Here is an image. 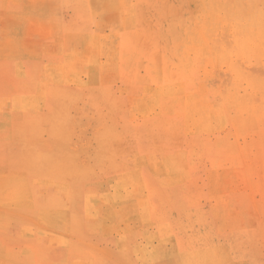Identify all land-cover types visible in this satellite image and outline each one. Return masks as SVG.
Wrapping results in <instances>:
<instances>
[{
    "label": "rangeland",
    "instance_id": "rangeland-1",
    "mask_svg": "<svg viewBox=\"0 0 264 264\" xmlns=\"http://www.w3.org/2000/svg\"><path fill=\"white\" fill-rule=\"evenodd\" d=\"M0 264H264V0H0Z\"/></svg>",
    "mask_w": 264,
    "mask_h": 264
}]
</instances>
